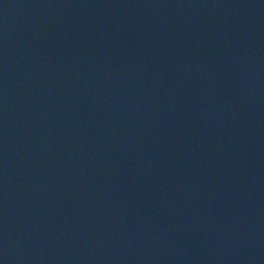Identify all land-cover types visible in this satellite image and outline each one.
Segmentation results:
<instances>
[{
	"label": "water",
	"instance_id": "obj_1",
	"mask_svg": "<svg viewBox=\"0 0 264 264\" xmlns=\"http://www.w3.org/2000/svg\"><path fill=\"white\" fill-rule=\"evenodd\" d=\"M0 264H264V0H0Z\"/></svg>",
	"mask_w": 264,
	"mask_h": 264
}]
</instances>
